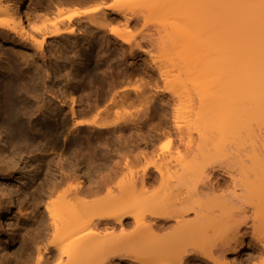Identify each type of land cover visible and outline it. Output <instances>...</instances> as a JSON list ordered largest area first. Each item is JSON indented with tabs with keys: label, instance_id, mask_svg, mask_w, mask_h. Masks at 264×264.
<instances>
[{
	"label": "bare ground",
	"instance_id": "1",
	"mask_svg": "<svg viewBox=\"0 0 264 264\" xmlns=\"http://www.w3.org/2000/svg\"><path fill=\"white\" fill-rule=\"evenodd\" d=\"M167 1L101 0L82 10L102 13L90 14L96 29L109 15L117 25L129 27L150 14L164 28L170 6L177 9L174 14L179 12L178 22L153 38L160 53L154 54L152 39L134 48L146 52L159 88L171 102L169 142L136 159L128 146L116 147L127 150L124 168L115 172L121 181L101 195L107 188L104 181L86 184L92 161L83 153L78 157L89 147L81 132L90 126L119 131L118 121L106 124L89 114H124L128 90L107 85L91 103L71 90L66 93L72 77L66 64L56 66L55 56L49 66L39 64L24 48L35 47L44 58L48 37L75 36L73 24L63 30L72 15L59 18L58 25L39 26L34 21L40 0L30 17L24 14L25 0H0V44L21 46L8 61L0 52V114H5L6 128L19 124L13 114L69 113L75 134L72 163L46 162L27 264H111L116 257L131 264H192L196 259L242 264L237 260L247 236L258 244L259 253L252 258L264 264V0H170L179 2L175 6ZM130 4H143L139 14ZM103 34L116 45L118 54L112 59L118 76L123 49L129 45L132 54L133 39L118 27ZM58 67L65 70L66 82L56 86ZM89 73L98 77L97 70ZM19 129L26 132L24 126ZM49 132L58 134L53 128ZM104 156L97 149L92 152V160ZM147 156L151 161L146 167L130 169ZM5 159L10 161L4 144L2 179L10 177ZM80 164L86 169L83 179ZM216 171L229 179L227 188L213 178ZM12 193L18 199L16 190L4 192L10 202ZM9 200L0 199V217L9 211Z\"/></svg>",
	"mask_w": 264,
	"mask_h": 264
},
{
	"label": "rangeland",
	"instance_id": "2",
	"mask_svg": "<svg viewBox=\"0 0 264 264\" xmlns=\"http://www.w3.org/2000/svg\"><path fill=\"white\" fill-rule=\"evenodd\" d=\"M36 1L25 0L23 10L26 17L32 14L30 13L31 7ZM168 1L175 6L181 0L175 3ZM100 2L101 0H68L60 3L59 0H40L39 17L34 21L36 25L49 26L54 22L58 25L59 18L72 15L69 23L64 21L63 30L65 31L68 24H73L76 29L75 36L67 37L66 34H62L61 36L48 37L45 43L46 48L43 50L44 58H41L40 51L35 47H26L24 50L29 52L39 64L49 66L54 56L58 60L56 66L66 64L67 70L72 73L71 82L68 84L70 89L69 86L66 87V93L71 90L76 97H81L84 102H93L100 96L101 88L107 85H113L115 89L128 90L123 104L124 114H89V116L97 118V121L106 124L118 121L119 131L90 126L81 132L84 141L88 140L89 147L79 151L78 157L83 153V157L86 154L92 161L91 169H89L90 181H86V184L93 186L96 181L98 183L101 180L104 181L107 188L101 195H107L121 181V174L115 172L124 168L122 155L127 150L115 149L116 147L125 148L124 146H128L132 158L136 159L138 155H142V152L163 147L169 142L166 131L171 125V102L168 95L159 88L155 69L149 62L146 52L134 48L139 44L144 45L150 41L148 39H152L154 54L160 53L158 41L156 40V42L153 38L157 34L161 35V29L168 28L167 24H176L179 12H177L178 15L175 13L176 18L173 10L177 11V9L170 6V12L163 16V18L165 17L164 22H166L164 28L157 23L156 16L150 14L147 17L140 16L138 21L136 23L134 21L129 27L123 24L117 25L109 15L105 24L96 29L95 24H90V14L102 16V13H83L82 10ZM128 7L138 12L143 4H130ZM109 27H118L126 36H130L134 43L132 54L129 52V45L123 49L120 65L122 72L118 76H116L115 62L112 59L118 54L116 45L107 42L108 40L103 34L104 31L106 34L109 33ZM64 42L66 44L61 45ZM168 47L170 48V46ZM20 48L21 46L9 42L1 43L0 52L3 51L1 53L3 60L8 61ZM21 66L26 65L22 63ZM90 68L97 70L98 77L89 73ZM57 69L59 75L56 77V81L59 84L56 86H59L66 82V78L63 75L65 70L61 67ZM39 90L41 91L40 88ZM69 106L70 101H68V106L63 107L64 111L67 112ZM4 116L5 114H0V147L5 144V152L10 159V161L5 159V162L10 166V177L8 179L0 178V199L9 200V197L4 194L6 191L16 190L19 196L17 199L12 193V201L9 200V211L0 217V264H27L29 238L33 234L34 227L38 224L36 218L39 212L35 209V203L38 202L37 196L41 189L43 190L41 182L46 175V162L49 161L52 166L58 162L60 166L64 167L70 162L72 163L75 135L71 129L73 119L69 113L13 114L17 117L19 124L13 123L14 129H8L4 123ZM23 126L26 132L20 134L21 129L19 128ZM50 128L58 131V134L50 133ZM94 149L104 153L105 156L92 160ZM150 161V157H143L133 163L130 169L139 171L146 167ZM81 164L78 168L83 179L82 173L86 169ZM0 165L3 167L4 163L0 162ZM21 178L22 180H20ZM213 178L217 182L219 181L222 189L229 186V179L224 174L216 171ZM156 187L155 183L152 189ZM14 199L16 201L13 203ZM20 202L21 204H19ZM19 207L23 210H20ZM126 221H130V219H126ZM245 240L247 246L237 261L242 264H256L258 258L253 259L252 257H257L259 253L258 244L250 240L249 236ZM112 261L111 264H131L118 257L113 258ZM192 264L207 263L196 259L192 261Z\"/></svg>",
	"mask_w": 264,
	"mask_h": 264
}]
</instances>
